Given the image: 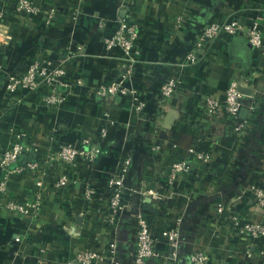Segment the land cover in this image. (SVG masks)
Segmentation results:
<instances>
[{
	"label": "crops",
	"instance_id": "crops-1",
	"mask_svg": "<svg viewBox=\"0 0 264 264\" xmlns=\"http://www.w3.org/2000/svg\"><path fill=\"white\" fill-rule=\"evenodd\" d=\"M34 3L37 13L18 10L15 0H0V156L4 146L21 141L27 149L20 162L42 165L12 173L7 180L8 195L36 199L40 209L0 213V264H63L84 249L105 252L108 243L117 245L116 261L106 259L104 264H130L137 241L134 213L147 217L159 238L161 256L149 264H190L196 250L209 255L206 264H264V239L231 232L225 218L214 213L216 203L264 187V46L251 45L245 34H223L200 49L197 63L185 61L208 23L234 16L245 26L256 20L264 23V0ZM52 10L54 18L47 24ZM120 18L136 22L140 31L132 77L124 76L121 49L106 47ZM79 46L80 54L68 59L66 50ZM45 58L67 72L70 91L65 101L49 107L36 92L11 103L6 96L8 74L21 73ZM112 80L124 81L135 95L107 102L97 89ZM172 80L177 83L173 104L157 122L161 87ZM231 81L249 91L244 93L239 122L217 119L203 107L208 95L224 99ZM133 97L146 103L142 111L133 109ZM243 121L238 133L235 126ZM84 139L92 157L81 154L74 163L59 159L63 145ZM200 147L213 152L214 161L197 165L199 173L170 184L167 171L172 162H194L193 150ZM128 155L132 164L125 209L112 224L108 181L121 157ZM62 175L69 184L59 189L56 180ZM2 176L0 167V180ZM88 188L93 190L91 198L86 196ZM151 188L156 195L149 197L144 192ZM252 200L246 196L236 210L264 223V214L255 213ZM173 228L180 235L176 257L163 235Z\"/></svg>",
	"mask_w": 264,
	"mask_h": 264
},
{
	"label": "built area",
	"instance_id": "built-area-1",
	"mask_svg": "<svg viewBox=\"0 0 264 264\" xmlns=\"http://www.w3.org/2000/svg\"><path fill=\"white\" fill-rule=\"evenodd\" d=\"M18 10L27 11L29 13H37L39 8L34 3V0H15ZM55 15V10L46 17V23L52 22ZM223 34L239 35L245 34L251 45L261 48L264 46V23L260 21H253L249 26H245L242 21L234 16L229 17L223 21H214L203 26L195 40V50L187 53L186 64L193 65L199 61L200 49L206 48L210 42L215 41ZM139 37L140 31L138 24L127 18H120L119 27L111 37L106 39V47L108 49L117 47L122 51V58L125 61L123 64L124 76L132 77L135 73V68L138 62L139 55ZM81 47L77 49L66 50L67 58H75L80 54ZM67 72L65 68L60 65H54L53 61L45 58L35 61L27 69L18 74H8L6 83V96L11 103H21L25 98L36 92H41L43 102L46 106L57 107L61 105L66 99V93L70 91V85L65 82ZM239 83L231 81L226 89L224 99L216 95H208L203 101V107L206 114L217 119L226 117L233 121L239 122L240 111L243 106V98L245 94L239 90ZM177 91V83L169 81L162 85L161 95L157 101L158 117L159 119L171 108ZM97 94L106 99L107 102L117 101L118 96L135 95V91L128 88L124 81L112 80L103 81L98 85ZM135 105L133 109L142 111L146 103L142 100H137L133 97ZM244 122H240L235 129L241 133L244 129ZM87 150H85L86 148ZM88 139H84L79 143H66L62 146L59 152V159L63 162L74 163L81 154L93 156L90 149ZM153 148H159L155 146ZM27 147L21 142H12L3 147L2 155L0 156V167L3 170V176L0 180V213L26 214L30 211L37 212L40 209V203L36 199H19L8 195L7 180L12 173H22L27 170H34L41 168L37 162L30 161L21 163L20 157ZM194 162H187L185 160H174L168 169L169 183L173 184L181 176L185 174H196L200 170L197 165H210L215 158L211 151H201L199 149L193 150ZM132 164V157L130 155L121 157L119 167L113 173L108 181L110 187V198L108 205L110 214L109 221L116 224L122 217L125 204L123 202L124 191L127 186V173ZM166 173V170L165 172ZM163 173V174H164ZM69 184V178L66 175L58 177L56 180L57 188L65 187ZM93 190L88 188L86 196L91 198ZM144 194L149 197L156 195L154 190L147 189ZM246 196L253 199L255 206V213L264 214V187H253L249 189L244 195L239 196L231 201L218 202L214 206L215 215H222L225 218V223L232 228L233 231L240 235H246L251 239H264V223L255 220L253 217L238 212L236 208L245 202ZM134 221L137 228V241L135 245V253L130 264H149L150 260L161 256L157 245L159 238L154 231L153 224L140 213L133 214ZM172 246L175 248L172 256L176 257L180 244L179 230L168 229L163 232ZM107 251L99 252L94 248L84 249L79 251L75 257L63 264H104L106 259L111 262L116 261L117 245L115 243H108ZM264 254V249H261ZM209 260V255L203 250H196L190 255V264H206ZM117 263V262H115Z\"/></svg>",
	"mask_w": 264,
	"mask_h": 264
},
{
	"label": "water",
	"instance_id": "water-1",
	"mask_svg": "<svg viewBox=\"0 0 264 264\" xmlns=\"http://www.w3.org/2000/svg\"><path fill=\"white\" fill-rule=\"evenodd\" d=\"M239 90L243 93H249L248 89L242 85H239ZM151 261V260H150Z\"/></svg>",
	"mask_w": 264,
	"mask_h": 264
},
{
	"label": "trees",
	"instance_id": "trees-1",
	"mask_svg": "<svg viewBox=\"0 0 264 264\" xmlns=\"http://www.w3.org/2000/svg\"><path fill=\"white\" fill-rule=\"evenodd\" d=\"M200 149H202L201 151H207L206 149H203L202 147H200ZM209 151V150H208ZM21 158V157H20ZM20 160V159H19Z\"/></svg>",
	"mask_w": 264,
	"mask_h": 264
}]
</instances>
